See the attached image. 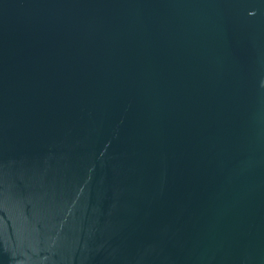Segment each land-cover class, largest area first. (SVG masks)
Segmentation results:
<instances>
[{
  "label": "water",
  "instance_id": "obj_1",
  "mask_svg": "<svg viewBox=\"0 0 264 264\" xmlns=\"http://www.w3.org/2000/svg\"><path fill=\"white\" fill-rule=\"evenodd\" d=\"M0 264H264V0H0Z\"/></svg>",
  "mask_w": 264,
  "mask_h": 264
}]
</instances>
